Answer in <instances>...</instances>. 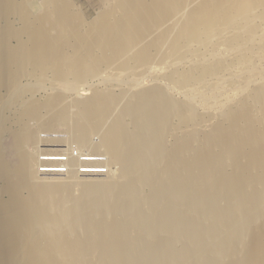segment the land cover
Segmentation results:
<instances>
[{
	"label": "bare ground",
	"instance_id": "1",
	"mask_svg": "<svg viewBox=\"0 0 264 264\" xmlns=\"http://www.w3.org/2000/svg\"><path fill=\"white\" fill-rule=\"evenodd\" d=\"M98 1L0 0V264H264V0Z\"/></svg>",
	"mask_w": 264,
	"mask_h": 264
},
{
	"label": "rangeland",
	"instance_id": "2",
	"mask_svg": "<svg viewBox=\"0 0 264 264\" xmlns=\"http://www.w3.org/2000/svg\"><path fill=\"white\" fill-rule=\"evenodd\" d=\"M72 1V3L74 4V6L85 16V17H92V16H94L95 14H96V12L98 11V7H99V1L98 0H71ZM43 78V80H40V82L42 83H40L41 85H39V89H40V91H37V92H35V93H33V97H34V99H36L37 98V100H42L47 94H46V91H47V93H49V92H52V90H51V88L53 87V85H55V83H51V82H55V81H52L51 79V77H47L46 78V76H43L42 77ZM46 78V79H45ZM100 81V82H99ZM101 81L102 80H99V79H93V80H87V81H84L83 83L82 82H80V83H82V84H80V83H78L77 84V88L78 89H82V88H87V86H90V84L91 85H93L92 84V82L93 83H95V84H99V83H101ZM86 82H88V83H86ZM97 82V83H96ZM145 82H149V80L148 79H146L145 80ZM81 86H80V85ZM89 84V85H88ZM102 84V83H101ZM100 84V85H101ZM51 85H52V87H51ZM86 85V86H85ZM114 87H113V89L115 88V86H117V85H115V84H112ZM41 86V87H40ZM46 86V87H45ZM43 87V88H42ZM49 87H51V88H49ZM110 88H111V85L109 86ZM42 89V90H41ZM78 89L76 90V89H73L72 91H69V93H67L66 95L68 96V98H74V97H76V92L78 93L79 91H78ZM115 89H117V87L115 88ZM81 92V91H80ZM36 94V95H35ZM74 94V95H73ZM27 96H31L30 94H27ZM12 110L13 109H11V110H8V111H6V113H5V115H7L8 117V119H11L12 117H13V115H14V110H13V112H12ZM10 111V112H9ZM11 113V114H10ZM11 117V118H10ZM2 124H1V122H0V127H2L1 126ZM58 130V131H57ZM57 130H54V131H52V132H59V130L61 131V127H59V128H57ZM44 132V131H43ZM43 132H41V133H43ZM61 134L63 133L64 134V131H61L60 132ZM42 136L43 137H45V134H42ZM97 138H99V137H97V134L96 133H94L92 136H91V141H95V140H99V139H97ZM43 146H45V145H43ZM61 146V145H60ZM74 146V145H73ZM56 148H61V147H58V146H55ZM78 147V146H77ZM39 148L41 149V146H40V144H39ZM43 148H45V147H43ZM72 149H74V147H72ZM77 149H81V148H77ZM86 147H83V149H82V151H86ZM72 152H73V150H72ZM78 153H80V150H78ZM62 157H64L65 155H61ZM59 165V164H58ZM45 168H49V174L50 175H53V177H55L54 175H56L57 174V172L59 173V171L60 170H58L56 173H55V171H51V170H54L56 167H54L53 166V168H52V166H51V168H50V166H48V167H46L45 166ZM83 169H86V168H84L83 167ZM62 171V170H61ZM38 172H39V169H38ZM40 176V175H39ZM48 176V175H47ZM41 177V176H40ZM50 177H52V176H49L48 178H50ZM1 198V197H0Z\"/></svg>",
	"mask_w": 264,
	"mask_h": 264
}]
</instances>
